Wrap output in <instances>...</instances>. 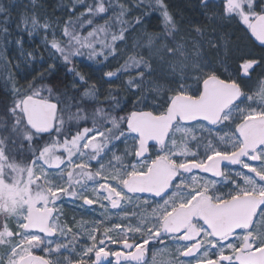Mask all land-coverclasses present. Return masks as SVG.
Here are the masks:
<instances>
[{
	"label": "rangeland",
	"instance_id": "obj_1",
	"mask_svg": "<svg viewBox=\"0 0 264 264\" xmlns=\"http://www.w3.org/2000/svg\"><path fill=\"white\" fill-rule=\"evenodd\" d=\"M251 1L208 0L201 12L210 24L201 30L189 28L164 7L161 31H152L147 25L136 27L117 46V55L107 63L99 58L91 65L93 80L90 82L95 83V92L100 96L109 89L123 90L127 98L134 95L141 98L137 85L130 87L127 81L143 69L121 71L129 57L135 56L151 68L146 75L145 109L154 112L155 108L159 114L165 113L168 106L164 105L172 96L169 89L178 83L192 85L195 91L198 79L225 73L230 66L235 68V64L247 60L244 57L250 52L237 47L238 51H234L230 37L224 35L227 31L238 32L244 40H249L243 29L245 19L256 10ZM6 2L25 33L9 50L15 71L23 78L34 77L43 67L57 64L59 58L49 44L63 37L62 9L59 15V11L48 9L43 0ZM250 60L259 61L258 68L252 78L237 76L245 89L244 95L226 112L218 126L202 121L180 123L165 146L152 149L150 158L142 161L136 159L139 139L132 132H120L113 142L109 139L106 142L107 134H111L106 127L70 133L61 118L57 136L43 139L42 144L47 147L33 160L22 189L13 192L0 183V264H20L30 254H40L51 264H92L95 256L103 252L112 253L108 264H116L114 255L126 242L148 252L149 258L143 264H240L237 258L244 246L264 249V212L259 213L249 230L240 229L224 239L215 238L201 221L194 223L195 229L189 230L186 237L156 235L177 209L202 194L217 202L243 194L264 195L262 147L250 155L253 161L245 163L244 170H228V179L214 180L197 172L187 175L180 170L186 165L196 170L208 161L238 150L242 145L238 130L247 122L264 118V58ZM109 72H119V75L106 79ZM159 158H166L182 172L169 194L155 199L128 193L125 188L128 180L133 175L147 173ZM33 190H37L36 201L40 202L41 209L47 206L54 210L51 228L55 235L52 237L26 230L29 196ZM68 205L78 211L72 216L73 223L66 218ZM195 244L199 251L187 257L186 253Z\"/></svg>",
	"mask_w": 264,
	"mask_h": 264
},
{
	"label": "trees",
	"instance_id": "obj_2",
	"mask_svg": "<svg viewBox=\"0 0 264 264\" xmlns=\"http://www.w3.org/2000/svg\"><path fill=\"white\" fill-rule=\"evenodd\" d=\"M43 2L45 1L43 0ZM125 2H129L130 5L125 6ZM204 2V0H159V3L157 0H46L45 4L50 10L59 11V15L61 14L59 9H62L63 14L60 16L63 17V32L69 39H65L63 36L61 40L54 43L59 44L71 56L75 52V49L70 47L73 33L82 42L92 43L96 51L100 52L102 47L106 48L112 43L111 37L115 33L126 31L127 35L131 30L141 25H147L155 32L161 31L164 24V15L161 14V9L164 7H167L181 23H185L189 28L207 29L210 24L209 18L201 14ZM73 7H75V11H70ZM101 9L104 11L101 12ZM85 12L88 15H85ZM81 16H83V20H81ZM89 21H94V23H89ZM66 24L67 27H65ZM85 24L87 27H84V31L81 33L80 28ZM101 27L104 28V31L99 32L98 29ZM90 32L94 33L91 37L89 36ZM22 35L25 33L22 31L16 13L11 11L6 0H0V125H2L0 126V183L7 190L13 192L22 189L33 160L40 157L47 146L45 143L42 144L43 138H40L37 144H33V141L28 139L31 133H21V128L26 127L23 120H20L22 113L17 117L21 128L14 130L15 121L3 111L4 106L12 103L15 95L11 91L12 84L7 82L10 78L15 81V87L21 93L31 87L27 88V84L32 85L33 83L44 84L59 93L58 97L53 96V100H58L60 109L57 130L59 123L62 122L61 118L70 133L92 127H106L108 133H111L107 134L109 137L106 138V142L108 139L113 142L120 132H127L126 122L129 115L134 111L144 110L146 105L145 98H136V95L127 98L123 90L109 89L103 91L100 96L97 92L94 95H86V91L97 89L95 83L90 82L93 80L91 79L93 78L91 65L99 58H104V56L98 55L94 59H90L87 48H82L76 55V60L68 64H62L61 57L54 51L59 58L55 64V70H52L50 65L47 68L43 67L42 71L33 75L34 77L27 75L23 78L15 71L9 58L11 45ZM224 36L230 37L234 51L237 47V49L247 50L250 52L249 54L255 53L249 40H244L238 32L227 31ZM240 64L238 63L237 67L235 64V69L239 68V72ZM69 68H73L74 71H68ZM141 69L143 68L141 67ZM146 75L144 82H141L144 83V87L141 89L143 97H145ZM215 75L226 81L241 83L240 78L229 77L227 72H217ZM77 76H83L88 83L81 84ZM44 95L47 97V93ZM57 130L53 136H57ZM39 145H43V148L41 149ZM76 213L78 211L75 208L66 206V218L70 223H73L72 216ZM80 241H82V237Z\"/></svg>",
	"mask_w": 264,
	"mask_h": 264
},
{
	"label": "water",
	"instance_id": "obj_3",
	"mask_svg": "<svg viewBox=\"0 0 264 264\" xmlns=\"http://www.w3.org/2000/svg\"><path fill=\"white\" fill-rule=\"evenodd\" d=\"M250 33L254 42L264 47V14L259 15L250 25ZM243 96V89L236 83H230L216 79H207L203 84V91L197 98L188 96H175L165 113L158 115L153 111L144 110L133 112L127 120V129L139 138V150L137 160L150 158L153 147L162 148L170 138L178 123L191 124L195 122H207L217 126L224 114L236 105ZM27 124L38 129L41 133H47L42 137L53 135L57 126L59 111L49 110L44 101L34 99L28 109ZM237 157H220L212 162L211 170L216 177L222 175V167L235 162ZM179 176V169L166 158H159L145 174L133 175L125 184L126 191L130 194H140L161 199L168 194ZM30 210L26 224V230L36 231L48 237L55 235L51 228L53 213L46 207L42 210L33 205L30 198ZM209 205V201L191 207H183L175 211L165 222L159 237L167 235L185 234L196 219H200L210 229L217 239H224L240 229L249 230L258 216V209L264 204V195H243L228 203H222L200 211L203 206ZM123 248L127 252H119L115 255L116 264L124 262L145 263L148 252L138 248L133 251L131 243H125ZM248 250H251L249 248ZM133 251V252H131ZM198 251L194 246L187 253L191 257ZM130 252V253H129ZM110 254L108 252L96 255L95 264H108ZM240 264H264V249L252 250L239 258ZM20 264H51L45 257L30 254L24 257Z\"/></svg>",
	"mask_w": 264,
	"mask_h": 264
},
{
	"label": "snow or ice",
	"instance_id": "obj_4",
	"mask_svg": "<svg viewBox=\"0 0 264 264\" xmlns=\"http://www.w3.org/2000/svg\"><path fill=\"white\" fill-rule=\"evenodd\" d=\"M159 3V0H157ZM70 11H75V7L71 8ZM104 9H101V12H103ZM85 15H88L87 12H85ZM81 20H83V16H81ZM139 22V21H137ZM89 23H94V21H89ZM67 27V24L66 26ZM84 27H87V24H85L83 27L80 28V32L83 33ZM174 27V25H173ZM99 32L104 31V28L101 27L98 29ZM62 36L65 37V39H69L68 36L65 35L64 32L61 33ZM94 33L90 32L89 36H93ZM53 38L55 39V33H53ZM46 39V37H45ZM112 43L108 45L106 48L102 47L100 52H97L94 45L90 42H82L79 37L75 35V33L72 34L71 40L72 43L70 47L75 49V52L70 56L68 51L64 50L59 44L57 43H51L49 44V47L53 49V51L57 52V55L61 57V63L62 64H68L71 62H74L76 60V55L81 51L82 48H87L88 51V56L90 59H94L98 55L104 56V62L107 63V60L110 59L112 56L117 55V46L122 44L126 40V31H121L120 33H115L111 37ZM182 49V46H178ZM107 53V54H106ZM199 55V53H197ZM55 64H52L50 68L52 70H55ZM143 68L142 72H138V75L127 81L128 85L131 87L132 85H137V91H140L144 87V83L137 84V81L144 82L145 75L151 71V68L147 62H143L137 59L135 56L129 57V62L123 66L121 71L125 69H133V68ZM68 71L72 72L74 71L73 68L67 69ZM247 71V74L250 75L252 69L248 68L246 64H242L241 66V73H244ZM119 72L117 73H106L105 78L106 79H112L114 76H118ZM77 79L80 80L81 84H87V80L83 76H77ZM207 79H216L214 75H209L208 77L198 79L195 84V91L193 90V86L189 85L187 83H178L174 89H169V91L172 93V96H169L167 98V102L164 105L165 108H167L168 105L172 103V97L173 96H188L189 98H197L199 97L200 93L203 91V84L206 82ZM8 83L12 84V89L11 91L15 93L12 99V103L9 105L4 106L3 111L6 113V115L10 118H12L15 123L13 124L14 130L16 128H21L20 122L17 119L19 114H23L20 116V120H23L24 125L26 127L21 128V133H31L28 136V139L33 141V144H37L42 135H45L47 133H41L38 129L32 128L31 125L27 124V117H28V111L26 109L30 108L32 106V101L34 99H39L41 101H44L46 106L49 108V110H55L59 111V102L58 100H53V96H59V93H56L55 90L49 86H46L44 84L37 85L36 83H33L31 87L21 93L19 92L16 87H15V81L13 79H9L7 81ZM45 93H47V97H45ZM95 90H88L86 91V95H94ZM143 95L141 96V99H144ZM154 114H159L156 112L154 108ZM2 126V125H0ZM56 129L55 123L53 124V128L48 130V133L53 132ZM99 134V130L96 129L94 130ZM39 147L42 149L43 145H39ZM31 149V146H30ZM260 212H264V204H261L259 209H258V215ZM165 228L167 227L166 225L164 226ZM156 235L159 236L160 233L159 231L156 232ZM151 243V242H149Z\"/></svg>",
	"mask_w": 264,
	"mask_h": 264
},
{
	"label": "flooded vegetation",
	"instance_id": "obj_5",
	"mask_svg": "<svg viewBox=\"0 0 264 264\" xmlns=\"http://www.w3.org/2000/svg\"><path fill=\"white\" fill-rule=\"evenodd\" d=\"M204 1L207 2L208 0H204ZM222 2H220V4H222ZM251 2L255 4L254 5V9H256V10H255L254 14L248 16L245 19V22H244L245 29H243V30L245 31V33L248 34L249 42H250L251 46L253 47L255 53L247 54L244 57V58H247V60H244L243 62H240L241 63L240 64V68H241L243 63L247 64V66L251 65L252 67H255V68H253L252 71H251V72H253L252 75L251 74L248 75V78H246V79H249V78L253 77V75L255 74V72H256V70L258 68V65H259V61L250 60V59L251 58H264V47L257 45L254 42V40L252 39V36H251V33H250V25H251V23L259 15L264 14V0H252ZM239 10L242 11L241 9H239ZM201 14H204V12H201ZM248 58H250V59H248ZM237 65H236V67H237ZM238 69L239 68L235 69L234 67L230 66V68H228L226 70V72L230 76H236V77L238 76V77H243L244 78V76L247 73L246 74H245V72L241 73V70L239 72ZM214 76L220 78L217 75H214ZM220 79H222V78H220ZM224 81H226V80H224ZM227 82H230V81H227ZM236 83H238L242 87L243 91L245 92V89L243 88L242 83H239V82H236ZM237 135H238V137H240L242 145L240 146V148L238 150H236V151H234V152H232L230 154H227V155H231V156L237 157V160L235 162H231V163H228V164L224 165L222 167V175L220 177H216L215 174H213V172L211 170V166H210L211 165V163H210L211 161H208L207 165L203 166L204 168L202 170H198V169L192 170L191 166L187 165L186 174L189 175L191 173L197 172V173L202 174L204 176H208V177H210L211 179H214V180H222L223 178L224 179H226V178L228 179L229 178L228 175L226 176V173L228 172V170H231V171H237V170H241L242 171V170H244L245 169L244 164L249 162V161H253V159L250 158V155L251 154H255V152H256V150L258 148H260V147L264 148V118L261 119V120H255V121H252V122L251 121L247 122L245 124V126L242 127L241 130H238ZM181 174H182V172H181ZM77 177L78 176H76V180L78 179ZM36 195H37V190H33L32 193H31V196H29V198H31V200H32V202H33V204L35 206L39 207L40 206V202L36 201ZM217 195H219V192H218ZM40 196H41V194H40ZM236 197L235 196H231V197L222 199V201L217 202V201L212 200L210 197L206 196L205 194H202V196H200V197L193 198L191 203H189L185 207H191V206L197 205L199 203H202L204 201V199L205 200L207 199L209 201V205L206 204L205 206H203V208L200 210V211H203V210H205V209H207L209 207L213 208L217 204L229 202V201H231L232 199H234ZM28 205H29V210H30V203L29 202H28ZM197 221H199V219H196V222ZM191 229H195V228H191ZM248 247L249 246H244L242 248L241 252L238 254V258H237L238 261H239V258L243 255L244 252H248V250H247ZM135 248H137L136 245H135ZM122 250L123 249H122V246H121L120 249L117 252L122 251ZM110 254L112 255V253H110Z\"/></svg>",
	"mask_w": 264,
	"mask_h": 264
}]
</instances>
